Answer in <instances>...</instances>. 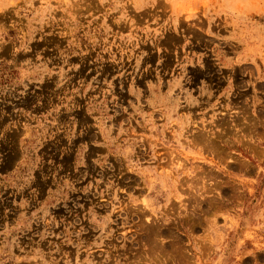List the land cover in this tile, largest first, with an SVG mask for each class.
Instances as JSON below:
<instances>
[{"label": "rangeland", "instance_id": "rangeland-1", "mask_svg": "<svg viewBox=\"0 0 264 264\" xmlns=\"http://www.w3.org/2000/svg\"><path fill=\"white\" fill-rule=\"evenodd\" d=\"M0 264H264V0H0Z\"/></svg>", "mask_w": 264, "mask_h": 264}]
</instances>
